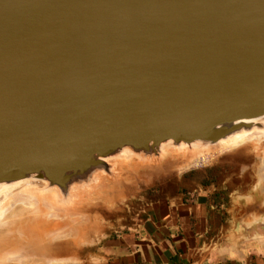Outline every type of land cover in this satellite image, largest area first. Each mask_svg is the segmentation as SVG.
I'll return each instance as SVG.
<instances>
[{
	"label": "water",
	"instance_id": "1",
	"mask_svg": "<svg viewBox=\"0 0 264 264\" xmlns=\"http://www.w3.org/2000/svg\"><path fill=\"white\" fill-rule=\"evenodd\" d=\"M262 114L264 0H0V183L214 145Z\"/></svg>",
	"mask_w": 264,
	"mask_h": 264
},
{
	"label": "crops",
	"instance_id": "2",
	"mask_svg": "<svg viewBox=\"0 0 264 264\" xmlns=\"http://www.w3.org/2000/svg\"><path fill=\"white\" fill-rule=\"evenodd\" d=\"M252 175L204 167L167 178L124 206L92 264H264V186Z\"/></svg>",
	"mask_w": 264,
	"mask_h": 264
},
{
	"label": "bare ground",
	"instance_id": "3",
	"mask_svg": "<svg viewBox=\"0 0 264 264\" xmlns=\"http://www.w3.org/2000/svg\"><path fill=\"white\" fill-rule=\"evenodd\" d=\"M107 32L97 33L112 34ZM137 41L144 44L145 54L150 59L158 57L152 38ZM70 43L74 46L73 51H84L87 47L82 42ZM67 45L65 42L64 46ZM118 67L122 68L121 64H118ZM151 68L152 66H146L144 70L136 73L151 76ZM162 74L160 76H172L174 71L163 70ZM91 85L87 83L84 90H88ZM237 128L239 129L222 137L214 145H209V142L201 144L170 142L168 144L171 145L160 147V153L165 152L168 146L177 148L178 154L189 150L191 152L189 157L178 165V169H182L204 163L221 152L248 145L251 150H259L257 151L259 160L264 161V114L239 121L235 129ZM116 152L118 153L113 160L127 159L131 156L136 158L137 163L143 160L140 156L129 155L131 151L126 148L117 149ZM86 164L89 165L80 173L66 177L62 174L48 177L39 173L0 183V264L30 262L58 264L70 259L51 256L49 253L55 241L61 238L68 237L69 239H64V242L70 247L75 246V239L86 230V227L79 223L82 208L75 207L77 197L83 191L88 195L89 190L97 186L101 180H107L106 176L109 173L104 172L100 165L88 162ZM115 185V181L111 183V186Z\"/></svg>",
	"mask_w": 264,
	"mask_h": 264
},
{
	"label": "rangeland",
	"instance_id": "4",
	"mask_svg": "<svg viewBox=\"0 0 264 264\" xmlns=\"http://www.w3.org/2000/svg\"><path fill=\"white\" fill-rule=\"evenodd\" d=\"M235 149L213 155L204 163L182 169H178V165L189 157V150H185V154H178L176 149H167L158 157L143 159L141 163H137L134 156L127 159H107V180H101L89 190L88 195L81 192L75 203V207L82 208L79 223L86 227L79 236L83 242L70 247L64 242L68 237L56 240L50 252L51 256L70 258L58 264H92L95 261V248L119 224L124 206L143 192L157 188L167 178L180 175L186 170L204 167L223 171L239 170L244 174H253L255 184L264 186V161L259 160V150H251L248 145ZM114 181L116 185L111 186Z\"/></svg>",
	"mask_w": 264,
	"mask_h": 264
}]
</instances>
